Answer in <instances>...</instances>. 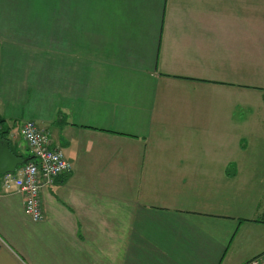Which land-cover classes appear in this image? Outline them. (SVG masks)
Masks as SVG:
<instances>
[{
	"label": "crops",
	"instance_id": "0c3cea01",
	"mask_svg": "<svg viewBox=\"0 0 264 264\" xmlns=\"http://www.w3.org/2000/svg\"><path fill=\"white\" fill-rule=\"evenodd\" d=\"M24 121L71 171L39 221L0 175V264L264 252V0H0V139L32 159Z\"/></svg>",
	"mask_w": 264,
	"mask_h": 264
},
{
	"label": "built area",
	"instance_id": "2783aa9c",
	"mask_svg": "<svg viewBox=\"0 0 264 264\" xmlns=\"http://www.w3.org/2000/svg\"><path fill=\"white\" fill-rule=\"evenodd\" d=\"M3 125L0 123V133ZM33 160L27 161L20 170L1 176L4 185H12L23 196V211L33 221L43 218L40 202L41 191L54 179L71 171L70 163L57 147H51L48 135L33 121H24L18 129ZM246 264H264V252Z\"/></svg>",
	"mask_w": 264,
	"mask_h": 264
},
{
	"label": "water",
	"instance_id": "95a60500",
	"mask_svg": "<svg viewBox=\"0 0 264 264\" xmlns=\"http://www.w3.org/2000/svg\"><path fill=\"white\" fill-rule=\"evenodd\" d=\"M26 162L27 159L16 157L11 153L7 140L0 139V175L12 173Z\"/></svg>",
	"mask_w": 264,
	"mask_h": 264
},
{
	"label": "trees",
	"instance_id": "16d2710c",
	"mask_svg": "<svg viewBox=\"0 0 264 264\" xmlns=\"http://www.w3.org/2000/svg\"><path fill=\"white\" fill-rule=\"evenodd\" d=\"M0 123H2V122H0ZM1 133L3 134L4 131H2ZM1 133H0V134H1ZM32 159H33V157H32ZM32 159H31V157H30V159H27V161H30V160H32Z\"/></svg>",
	"mask_w": 264,
	"mask_h": 264
},
{
	"label": "rangeland",
	"instance_id": "374dc122",
	"mask_svg": "<svg viewBox=\"0 0 264 264\" xmlns=\"http://www.w3.org/2000/svg\"><path fill=\"white\" fill-rule=\"evenodd\" d=\"M249 105V108H252V104H248Z\"/></svg>",
	"mask_w": 264,
	"mask_h": 264
}]
</instances>
